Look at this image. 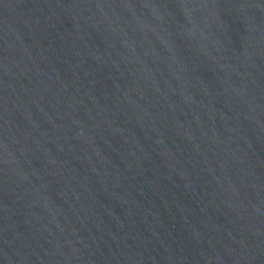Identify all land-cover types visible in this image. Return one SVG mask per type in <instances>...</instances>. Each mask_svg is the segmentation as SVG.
Here are the masks:
<instances>
[{
    "label": "water",
    "instance_id": "95a60500",
    "mask_svg": "<svg viewBox=\"0 0 264 264\" xmlns=\"http://www.w3.org/2000/svg\"><path fill=\"white\" fill-rule=\"evenodd\" d=\"M0 264H264V0H0Z\"/></svg>",
    "mask_w": 264,
    "mask_h": 264
}]
</instances>
